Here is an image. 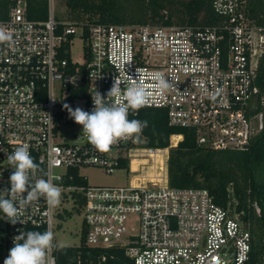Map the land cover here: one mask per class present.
Listing matches in <instances>:
<instances>
[{
    "label": "built area",
    "instance_id": "obj_1",
    "mask_svg": "<svg viewBox=\"0 0 264 264\" xmlns=\"http://www.w3.org/2000/svg\"><path fill=\"white\" fill-rule=\"evenodd\" d=\"M55 1L48 0L45 20L29 17L27 0H17L0 20L12 36L11 46L0 44V196L10 198L4 190L14 169L7 156L22 145L42 170L31 183L52 178L62 193L58 206L43 197L26 206L24 224H11L0 211V264L15 237L41 227L54 234L56 218L73 210L83 216L85 243L124 247L126 264H245L253 234L235 203L224 207L207 188L170 184V150L182 135H172L167 147H153L144 145L142 132L101 153L83 131L68 142L60 130L81 126L65 104L75 109L83 101L91 112L92 95L98 91L107 99L118 80L122 94L107 102L123 105L129 84L142 82L150 96L145 107L165 108L171 125L196 130L199 144L248 148L264 129V92L257 83L264 26L247 16L249 0H213L215 23L169 25L59 21ZM157 73L171 84L163 94L155 87ZM136 115L129 110L130 120ZM83 167L124 170L131 177L121 185H90ZM59 247L54 240L48 264H58Z\"/></svg>",
    "mask_w": 264,
    "mask_h": 264
},
{
    "label": "trees",
    "instance_id": "obj_2",
    "mask_svg": "<svg viewBox=\"0 0 264 264\" xmlns=\"http://www.w3.org/2000/svg\"><path fill=\"white\" fill-rule=\"evenodd\" d=\"M17 0H0V20L9 16ZM72 19L120 24H211L218 16L213 0H65ZM29 17L45 20L48 0H27ZM247 16L264 26V0H249ZM257 83L264 92V57L259 64ZM147 121L143 130L145 146L167 147L171 136L182 135L170 150L169 181L175 187L207 188L214 201L235 210L250 224L252 250L245 264H264V129L243 150L212 149L201 145L194 128L171 125L165 108L143 107L135 116ZM180 138V137H178ZM79 184L86 185L85 178ZM45 232V228L35 229ZM106 256V260L103 257ZM58 264H126L130 258L122 246H60Z\"/></svg>",
    "mask_w": 264,
    "mask_h": 264
},
{
    "label": "clouds",
    "instance_id": "obj_3",
    "mask_svg": "<svg viewBox=\"0 0 264 264\" xmlns=\"http://www.w3.org/2000/svg\"><path fill=\"white\" fill-rule=\"evenodd\" d=\"M3 43L11 46L12 36L0 28V44ZM154 81L155 87L162 94L171 88L169 80L162 73L155 74ZM121 94L120 82L116 80L107 93V99L98 91L94 96L92 95L94 108L91 112L80 107L73 109L68 104L64 105L69 118L82 126L87 140L101 153H108L120 140L139 138L148 126L147 121L128 118L129 110L138 112L150 99L144 84L142 82L129 84L124 93L126 103L123 105L107 102L109 98ZM7 160L14 172L10 175V189L4 190L9 192L10 198L0 196V211L7 216L11 224H24L20 219L23 210L38 201L40 197H43L49 206L55 207L60 204L61 191L53 183L52 178L47 180L39 178L34 185L31 183L32 178L42 170L34 162L27 145L16 147L13 153L7 156ZM14 241V247L10 249L4 264H48L49 255L54 248L52 231L22 232L14 238Z\"/></svg>",
    "mask_w": 264,
    "mask_h": 264
},
{
    "label": "rangeland",
    "instance_id": "obj_4",
    "mask_svg": "<svg viewBox=\"0 0 264 264\" xmlns=\"http://www.w3.org/2000/svg\"><path fill=\"white\" fill-rule=\"evenodd\" d=\"M65 0H56L54 6V14L59 21H70L72 16L68 12V6ZM82 44L80 40L76 41L74 53L77 57L81 56ZM77 106L85 110L84 102L78 101ZM75 131H83L82 126L76 127L73 125H64L61 127L60 133L67 138L68 142L75 141ZM80 174L88 180L90 185H121L129 182L131 175L124 170H115L108 173L105 169L100 167H83L80 169ZM62 199V193L61 198ZM63 205L68 208L72 207V201L65 202ZM82 221L83 216L77 211L73 210L70 215L57 217L55 220L54 240L59 246L77 247L82 243ZM138 228L137 223L134 229Z\"/></svg>",
    "mask_w": 264,
    "mask_h": 264
}]
</instances>
